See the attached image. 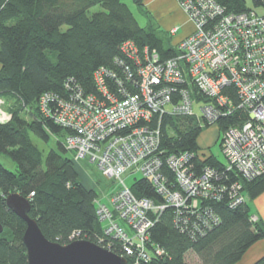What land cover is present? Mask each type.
Masks as SVG:
<instances>
[{"label":"trees","instance_id":"1","mask_svg":"<svg viewBox=\"0 0 264 264\" xmlns=\"http://www.w3.org/2000/svg\"><path fill=\"white\" fill-rule=\"evenodd\" d=\"M132 1L146 17L142 0ZM216 2L227 13L253 10L245 0ZM252 4L264 9V0H252ZM96 7L99 10L91 13ZM127 43L130 47H125ZM178 45L173 47L166 33L151 21L141 27L121 0H0V100L10 116L7 122L0 123V153L16 165L12 172L0 163V264H27L22 243L25 223L4 202L12 193L29 201V216L48 241L67 245L76 236L75 240L98 244L102 236L94 203L98 194L80 181L73 157L65 156L66 152L74 156L65 146L73 130L44 117L41 98L51 94L67 101L80 90L83 96L101 100L93 75L102 68L114 77L104 78L109 94L123 99L124 95L138 92V64H144L146 54L156 51L161 60L168 59L176 55ZM223 93H228L235 104L238 102L233 90ZM194 94L197 95L195 89ZM247 116L246 111L238 110L220 119L216 128L223 133ZM202 129L195 117L163 118L160 149L164 156L193 154L194 173L200 174L205 168L216 170L221 179L214 186L222 188L236 182L246 200L231 207L229 196L223 194L219 201L203 202L201 208H207L216 222L207 223L194 236L175 223L173 209H165L148 233L147 247L149 253L159 247L163 255L140 264H191L189 255L195 257L196 264H237L251 245L264 239L263 224L252 221L250 212V202L264 192V178L246 181L227 172L223 163L198 146ZM30 135L45 142L55 137L58 150H50L43 163ZM167 176L173 180L170 173ZM129 188L135 198L162 202L152 184L144 179L134 180ZM191 220L192 225L194 218ZM254 264H264V258Z\"/></svg>","mask_w":264,"mask_h":264},{"label":"built area","instance_id":"2","mask_svg":"<svg viewBox=\"0 0 264 264\" xmlns=\"http://www.w3.org/2000/svg\"><path fill=\"white\" fill-rule=\"evenodd\" d=\"M179 4L193 32L179 43L173 57L161 60L156 51L146 54L144 64H138V92L120 100L109 94L104 78L114 77L101 68L93 75L101 100L83 96L80 90L67 101L51 94L40 100L44 117L73 130L65 146L75 160L88 161L114 184L116 190L106 203L94 201L102 226L98 245L126 259L127 264L163 255L161 248L154 247L149 253L147 247L148 233L165 209H173L175 223L194 236L207 223L216 222L207 208H201L203 202L219 201L223 194L229 196L231 207L246 200L236 182L215 187L221 179L216 170L194 173L193 154L164 156L160 149L163 118L191 116L201 126L216 127L220 119L246 111L245 121L222 133L224 167L246 181L264 178V9L236 14L225 12L216 0ZM125 74L129 80L128 68ZM226 89L236 94V104L223 93ZM194 102L204 104L200 116L193 112ZM7 117H1L0 123L7 122ZM137 174L152 184L162 202L132 195L126 179Z\"/></svg>","mask_w":264,"mask_h":264},{"label":"water","instance_id":"3","mask_svg":"<svg viewBox=\"0 0 264 264\" xmlns=\"http://www.w3.org/2000/svg\"><path fill=\"white\" fill-rule=\"evenodd\" d=\"M9 211L25 223L22 243L26 249L27 264H127L126 259L102 248L96 243L75 240L67 245L48 241L36 221L29 216V201L12 193L6 196ZM3 227L0 224V234Z\"/></svg>","mask_w":264,"mask_h":264},{"label":"rangeland","instance_id":"4","mask_svg":"<svg viewBox=\"0 0 264 264\" xmlns=\"http://www.w3.org/2000/svg\"><path fill=\"white\" fill-rule=\"evenodd\" d=\"M124 4H126L133 15L135 16L137 22L140 26H143L145 16L142 14V12L135 6L132 0H121ZM246 6L250 9L255 10L258 13H261L262 10L260 8H255L252 4V0H245ZM99 8H93L91 10V13L98 11ZM190 23L189 21H187ZM163 38V36L161 35ZM170 44H172L170 42ZM204 106L202 102H194L193 103V112L195 115L200 116L201 115V108ZM1 114L0 118L3 117L4 119H7V113L4 110L3 106L0 109ZM25 119L29 120V118L26 116ZM173 135V134H172ZM31 142L38 148V150L42 154V161L44 163L45 158L50 150H58L57 147V140L55 137L50 136L48 141H42L32 135H30ZM222 139V132L218 130L215 126H203L202 132L199 135L198 143L199 147L203 149L206 153H211L213 156L216 157V159L223 163L225 162L224 156L221 152L220 143ZM60 143H64V139H60ZM65 156L67 158H72V163L74 165V168L79 175L80 181L87 187L93 188L96 193L98 194V200L101 199L102 202L106 203L108 197L113 194V192L116 190L114 184L110 179L105 178L100 170L96 168V166L90 164L88 161H78L75 160V157L72 156L71 152H66ZM0 163L8 170L15 172L16 171V165L15 163L5 154L0 153ZM141 175L137 174L135 177H129L126 179V183L128 185L133 182L134 179H140ZM188 261L191 264H196V259L194 256L189 255Z\"/></svg>","mask_w":264,"mask_h":264},{"label":"crops","instance_id":"5","mask_svg":"<svg viewBox=\"0 0 264 264\" xmlns=\"http://www.w3.org/2000/svg\"><path fill=\"white\" fill-rule=\"evenodd\" d=\"M142 3L148 15L141 27L151 21V24L155 25L159 31L166 33L173 47L193 32V25L178 1L142 0ZM172 29H176L173 34L170 33ZM250 212L252 217L264 226V192L250 202ZM261 258H264V239L251 245L237 264H254Z\"/></svg>","mask_w":264,"mask_h":264}]
</instances>
